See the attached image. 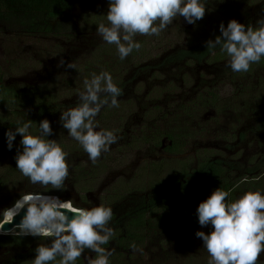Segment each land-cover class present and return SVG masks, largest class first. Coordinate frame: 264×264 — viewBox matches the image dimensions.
<instances>
[{"label": "rangeland", "instance_id": "1", "mask_svg": "<svg viewBox=\"0 0 264 264\" xmlns=\"http://www.w3.org/2000/svg\"><path fill=\"white\" fill-rule=\"evenodd\" d=\"M205 6L204 17L195 25L179 17L158 37L137 34L140 50L123 61L115 46L104 43L96 34L98 23L107 24V0H74L71 10L79 32H0L3 86H10L16 93L48 96L51 109L42 114V119L50 121L53 134L45 139L56 140L68 153L67 189L54 190L62 199L71 198L76 207L106 206L118 194L132 198L164 187L169 196L167 205L180 202L196 210L216 184L206 175L185 173H194L205 161L220 163L229 179L257 180L252 183H259L249 190L264 193V57L250 65L248 72L234 73L226 66V55L214 59L218 47L201 61L189 62L190 57L184 56L219 35L221 22L226 26L230 19H236L246 26H256L257 19L264 17V0H207ZM61 60L64 66L58 67ZM69 63L74 67H67ZM102 70L112 75L122 91L117 98L119 108L105 106L96 120L100 128L114 130L119 139L92 164L61 127L59 115L75 105L83 79ZM22 111L33 119L39 114L34 107ZM167 132L179 138V153L163 150L168 144L164 137L161 147L156 143V138ZM15 151L7 150L0 141V210L8 208L23 192L53 190L24 178L16 168ZM74 177L80 182L72 185ZM177 177L183 178L179 184ZM175 187L174 195L171 189ZM245 191L248 189L236 192L235 199ZM200 230L207 232L209 228ZM147 233V239L139 245L142 254L131 249L118 252L110 244L111 264H207L209 256L199 238L158 228ZM18 255L24 258L26 252L2 246L0 264L15 263ZM85 255L94 253L86 249L80 257L82 264H86ZM258 264H264V254Z\"/></svg>", "mask_w": 264, "mask_h": 264}, {"label": "clouds", "instance_id": "2", "mask_svg": "<svg viewBox=\"0 0 264 264\" xmlns=\"http://www.w3.org/2000/svg\"><path fill=\"white\" fill-rule=\"evenodd\" d=\"M206 2L107 0V24L98 23L96 34L104 43L114 45L119 60L123 61L134 50H140L141 43L135 40L137 34L158 37L179 17L195 25L205 15ZM255 25L246 26L236 19H230L226 26L221 22L220 34L207 40L206 48L218 47L226 55V66L232 72L246 73L250 65L259 63L264 57V17L257 19ZM57 66H64V61H59ZM67 67L74 65L69 63ZM121 91L107 70L93 72L83 79V90L78 91L75 105L60 112L61 127L82 147L92 164H96L101 154L107 153L119 139L114 130L100 128L96 117L105 106L119 108L117 98ZM16 123L18 126L14 130L7 129L4 136L9 151L13 149L16 136L21 137L20 147L13 157L17 170L30 184L66 190L68 153L56 140L45 139L53 134L50 121L45 118L38 122V134L29 131L30 120ZM44 193L23 192L10 207L0 210V235L50 238L34 248L31 264H76L86 249L94 253V256H84L86 264H110L113 251L104 245L115 235L109 226L112 208L103 204L76 207L71 198L61 199ZM228 196V191L218 187L198 203V224L209 230H198L194 235L208 253L207 264H258L259 257L264 254V193L258 189L248 190L234 201L226 202ZM17 216L19 221L13 223ZM129 248L133 253H143L134 241Z\"/></svg>", "mask_w": 264, "mask_h": 264}, {"label": "trees", "instance_id": "3", "mask_svg": "<svg viewBox=\"0 0 264 264\" xmlns=\"http://www.w3.org/2000/svg\"><path fill=\"white\" fill-rule=\"evenodd\" d=\"M73 4L74 0H0V32L46 34L79 32L81 28H78L79 26L75 25L73 22V13L71 10ZM88 24H90L91 28L93 27L91 23ZM210 52H212V50L210 51L207 49L206 45H201L200 47L189 50L184 56L190 57L188 60L189 62L191 60L201 61L204 58L207 59ZM223 57L224 54L221 53L220 50L215 51L214 59L220 60ZM41 97L40 95L27 91L16 93L10 86H3L2 74L0 72L1 142L5 144V131L9 128L14 130V128L18 126L16 123L18 120L21 122L30 120L32 122V127L29 131L36 134L38 122L42 120V114L51 109V107H49V101L47 100L48 96L44 98ZM33 107L37 108L39 114H37L34 119L28 118L27 114L22 110H30ZM163 137L168 141V144L163 147L165 152L169 154H177L180 152L179 138H176L171 132L165 133L164 136L160 135V139L156 138V143L160 147L162 146L160 140ZM20 139L21 137L18 134L13 141L12 150H17V148L20 147ZM195 174L208 176L214 181L216 188L219 187L222 190L228 191L229 196L226 197V202L234 201L236 192L245 189L249 190L251 186L253 187L259 183H252L254 181L257 182V180L253 179L251 181L229 179L222 165L213 161L200 163L194 173L186 172L185 176H193ZM24 178L27 180V177ZM74 179L75 180L71 182L72 185L80 182L78 177H74ZM182 179V177H177L176 182L179 184ZM169 187H172V184H169ZM163 188L156 189L147 195L141 193L132 198H122V194L121 196L118 194V198L110 202V204L109 202L106 203V206H110L113 211V218L109 222V226L113 228L115 235L107 245H104L105 248H108L110 244H114L118 252L128 251L130 249L129 244L133 241L139 247V245L144 243L145 239H147V230H154L155 228L162 231H169V233L173 234L185 232L195 237L194 233L201 228L197 221L196 210L180 202L170 206L167 205L166 203L169 196L163 191ZM171 192H174L173 194L175 195L176 187L172 188ZM180 193L182 196L186 195L184 192ZM44 194L56 195L62 199L57 191L54 190H50ZM126 199L132 200L126 203ZM11 205H9V207ZM49 240L50 238L45 237L37 238L32 236L20 237L14 235H0V247L7 246L9 248H20L24 250L26 252L25 257L23 258L20 254L15 263H12L23 264L28 260H32L34 257L33 250L39 243L48 242ZM30 245L33 246L30 247ZM110 259L109 257L111 264L112 260ZM76 264H82V260L78 258Z\"/></svg>", "mask_w": 264, "mask_h": 264}, {"label": "water", "instance_id": "4", "mask_svg": "<svg viewBox=\"0 0 264 264\" xmlns=\"http://www.w3.org/2000/svg\"><path fill=\"white\" fill-rule=\"evenodd\" d=\"M23 211V210H22ZM19 216H17V217H14V219H13V223H16V222H18L19 221ZM5 227L6 228H8V227H11V225H5Z\"/></svg>", "mask_w": 264, "mask_h": 264}]
</instances>
